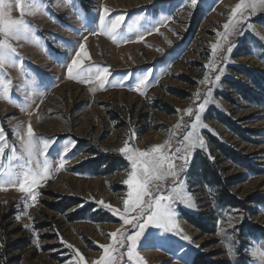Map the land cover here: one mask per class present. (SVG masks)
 Here are the masks:
<instances>
[{
  "label": "rangeland",
  "instance_id": "374dc122",
  "mask_svg": "<svg viewBox=\"0 0 264 264\" xmlns=\"http://www.w3.org/2000/svg\"><path fill=\"white\" fill-rule=\"evenodd\" d=\"M241 2L246 7L233 17ZM104 7L110 10L109 18L124 14L125 24L140 31L150 21L165 15L170 19L164 26L157 25L158 32L145 33L143 40L135 31L129 40H113L106 34H93V28L98 31V21L89 26L88 18H96ZM12 18H21L19 8L13 9ZM23 19L34 27L27 38L8 40L16 54L0 68V128L5 134L0 143L7 145L0 165L8 166L12 147L23 157L14 159L13 167L27 159L22 144L28 139L29 125L36 137L54 140L48 150L54 167L58 168L57 146L69 140L75 144L65 155L76 158L42 182L36 189L41 194L35 204L18 185L0 190V220L11 214L1 224L5 232L0 230V247L4 250L7 244L26 241V249L10 253L2 263L18 259L16 264H76L78 250L84 256L81 264H96L104 257V245L111 249L113 264H135L127 258L129 242L123 248L113 246L110 236L122 226L129 232L134 229L124 226L99 203L124 212L123 201L130 191L124 181L129 178L131 163L120 149L127 141L138 151L171 157L176 166L178 177L154 180L148 185L150 191L157 187L170 191L183 180L184 192L195 204L178 207V223L193 243L169 234L177 246L163 249L149 247L142 239L137 245L140 264H178L182 261L180 246L187 249L184 259L191 264L200 256L210 264H259L251 255L257 241L243 227L264 229V6L260 0H202L195 7L189 0H36L35 8ZM79 44H86L90 56L84 61L85 68L106 66L112 73L110 84L101 88L95 81L68 78L67 67L58 58H66L70 64ZM145 71L152 73L150 86L144 94L131 90L135 74ZM123 74H128L125 86H111L116 84L113 76L119 79ZM205 77L207 82L201 83ZM37 78L47 85L39 95L32 91V81ZM6 81H10L7 96L3 92ZM209 91L212 102L199 113L207 128L196 130L205 148L187 153L184 136ZM189 108L192 115H188ZM222 120L231 121L240 134L219 122ZM212 140L239 154L251 168L222 158ZM155 147L161 152L152 153ZM99 156L106 162L117 161L114 170L106 173L112 167L109 164L98 174L79 171ZM183 156L186 161L180 158ZM201 159L217 163L226 178L239 181L229 188L237 201L257 203L247 204L245 209L219 204L217 190L201 179ZM181 165H186L182 172ZM69 200L81 204L65 213L48 206ZM85 209L90 212L83 220L71 221ZM184 213L202 221L209 233L200 232ZM43 224L49 227L41 229Z\"/></svg>",
  "mask_w": 264,
  "mask_h": 264
},
{
  "label": "snow or ice",
  "instance_id": "6c2138e0",
  "mask_svg": "<svg viewBox=\"0 0 264 264\" xmlns=\"http://www.w3.org/2000/svg\"><path fill=\"white\" fill-rule=\"evenodd\" d=\"M69 3L72 0H68ZM198 2L202 0H189V5L195 7ZM261 6H264V0H260ZM36 0H0V68L3 67L6 61L11 60L16 50L8 43L10 38H19L24 36L27 38L30 35V29L34 26L30 25L23 16L26 12L35 8ZM246 7L245 3L238 4L233 11V17L237 12H240ZM255 7V5H253ZM14 8H19L21 18L13 19L12 11ZM79 14V13H78ZM110 17V10L104 7L96 18L89 17V26L96 24L98 21V31L93 28V34H106L113 40L125 41L131 39L129 34L136 32L140 40L144 39L145 33L151 34L153 30L159 31V26H164L170 19V16L165 15L154 22L150 21V26H145L142 31L136 30L134 25L125 24V15L120 14L115 17ZM139 18V17H138ZM83 19V17H82ZM124 25V31H121V27ZM225 29H228L230 25H224ZM233 29L235 25H232ZM86 40V38H85ZM63 43V42H61ZM78 51L75 52L74 58L71 59L70 64L67 63L66 58H58V62L62 66L67 67V76L70 79L81 80L84 82H98L99 86L103 88L106 84H110L109 76H112L109 69L106 66L89 65L87 68L84 66V61L90 59L89 53L86 50V44H79ZM231 45L229 46V50ZM215 51V46H214ZM170 61L169 63H171ZM213 67L214 65H209ZM222 71L215 76V80L219 81ZM152 76L150 71L135 74L136 83L129 86L131 90L139 91L144 94V89L149 87V77ZM128 78V74H123L116 80V84L111 85L113 87H124L123 81ZM156 81L153 80V83ZM207 82V77L201 83ZM10 81H6L3 88L4 94L7 96L8 87L7 84ZM46 83L37 78L32 81V91L34 94L39 95L42 89H46ZM95 91V89H93ZM197 97L199 93L196 94ZM195 98V97H194ZM212 102L211 92L207 93V97L200 103L198 113L194 117V122L191 124V130L188 131L184 140L187 141L186 152L191 153L196 148H205V142L203 138L197 133V128H207V125L202 123L199 113L205 111L206 106ZM192 109H188V115H192ZM28 139L23 142V151L27 154V159L24 162L13 167L12 161L14 159H23L18 157L15 147L11 148V155L7 157L8 166L4 167L0 165V190H4L5 185L19 186L21 192L27 193L30 197L32 204L37 202V197L41 194L38 189L42 182L46 181L52 172L65 169V165L70 162L71 159H75L76 156L66 157V153L74 146L75 141L69 140L68 143L58 145L56 148V161L58 162V168L53 166L51 159L48 156V150L54 143V140L48 138L36 137L32 127L29 125L27 129ZM21 139H23L21 137ZM5 140V134L2 128H0V141ZM6 143H0V157L5 156ZM122 154L127 156V159L131 163V171L129 178L124 181L127 184L130 191L127 193V199L123 201L124 212L119 209L113 208L110 204H106L103 201H99L102 207L110 211L114 216H118L123 221L124 226H130L134 231H127L123 226L117 231L110 234L113 240V246L118 244L121 248L125 246L126 242H129L127 250V258L129 261H134L135 264H140L141 257L137 254V245L143 239L145 244L149 247L155 245L157 248H175L176 241L171 239V236L179 237L180 240L186 241L188 244H192L191 237L183 233L178 223V207L184 205L187 207H195L192 201L191 195L184 192L183 180L179 185L173 184L170 191H163L157 187L150 191L148 185L154 180L166 179L168 175L178 177L175 171V165L171 161V157L160 155L159 157L152 156L151 153L146 151H138L128 146V142L125 141V146L120 149ZM160 147L152 149V153H160ZM40 157H43L41 160ZM187 160V156L180 157ZM186 165L180 166V171H184ZM145 196L150 197L147 201ZM27 203V201H25ZM137 209L139 211L137 212ZM136 212V215L130 216L129 213ZM20 216H17V220ZM25 225V228H28ZM149 229H155L157 231L149 232ZM34 230V229H33ZM147 233V235H146ZM257 241L256 246L252 249L251 255L259 262L264 264V237H252ZM72 248V245H67ZM104 249V257L96 264H113L109 253L111 249L108 246L101 245ZM196 247H199L196 245ZM180 252L182 255V261L178 264H191L190 259H184L187 255V249L180 246ZM75 256L78 258L76 264H81L84 261V256L75 250Z\"/></svg>",
  "mask_w": 264,
  "mask_h": 264
},
{
  "label": "trees",
  "instance_id": "16d2710c",
  "mask_svg": "<svg viewBox=\"0 0 264 264\" xmlns=\"http://www.w3.org/2000/svg\"><path fill=\"white\" fill-rule=\"evenodd\" d=\"M233 88L237 89L236 85H232ZM220 123L224 124L228 128H230L233 132H239V128L235 127L231 121L228 120H222L219 121ZM242 136V135H241ZM212 144L215 147L216 151L221 154L222 158L236 164L240 165L243 167L251 168L247 164V160L242 158L239 154L236 152L227 149L223 144L219 143L216 140H212ZM112 158V157H111ZM125 162V161H124ZM117 163V161H104V157H97L94 159L92 162L89 164L85 165L82 169H80V172H90L93 174H98V170L101 167L108 166L110 164V167L106 173H109L114 170V166ZM199 167H200V174H201V179L207 183L208 185L214 187L217 190L218 193V201L219 204H221L223 207L227 208H232V209H245L247 208V204L251 203H257V201H252L249 200L247 202H240L237 201L236 198L232 197L229 192V188L233 185H235L236 182H239L237 179H230L226 178L223 170L219 169V166L217 163H211L206 159H201L199 162ZM108 168V167H107ZM81 203L78 200H69L67 203L63 205H48L52 210L54 211H59L62 213L67 212L68 210L79 206ZM90 212V209H85L80 211L79 213H76L74 216H72L70 219L71 221H78V220H83L85 218V215ZM11 214L6 215L2 220H0V230L2 233L5 232V228L1 225L3 224L6 220L10 219ZM184 217L188 222H190L195 228H197L200 232L202 233H209L205 229V225L202 221L195 219L193 216L188 215L187 213H184ZM49 225L43 224L40 228L45 229L48 228ZM243 228H246L252 236H257V235H264V229L257 228V227H247L245 225ZM46 238H52L50 236ZM23 249H26V241H19L14 244H7L5 249L3 250L0 247V264H3L2 261L6 260L7 256L16 251H21ZM18 262V259H10L9 264H16ZM195 264H210L208 261L200 256L199 259L195 262Z\"/></svg>",
  "mask_w": 264,
  "mask_h": 264
}]
</instances>
